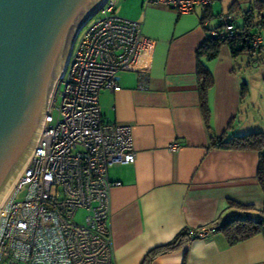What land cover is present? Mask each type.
<instances>
[{
    "label": "crops",
    "instance_id": "obj_1",
    "mask_svg": "<svg viewBox=\"0 0 264 264\" xmlns=\"http://www.w3.org/2000/svg\"><path fill=\"white\" fill-rule=\"evenodd\" d=\"M237 1L246 8L253 0ZM233 2L215 0L211 18L227 13ZM117 3L116 14L140 22L143 34L154 42L144 81L138 71H123L119 91L99 94L102 120L131 126L136 152L134 163L108 169L109 179L120 183L110 191L114 261L141 264L149 250L182 230L216 227L237 215L256 217L263 209L258 152L221 149L213 143L223 136L264 133V71L260 75L256 70L264 63V32H258L260 52L244 63L247 81L226 45L215 59H202L213 76L207 92L208 130L200 109L196 51L217 24L211 18L202 23L205 9L200 7L179 14L146 0ZM233 16L241 20L240 13ZM257 57L263 60L252 62ZM244 81L248 92L241 97ZM173 143L178 144L174 151ZM150 264H264V232L230 245L216 231L157 255Z\"/></svg>",
    "mask_w": 264,
    "mask_h": 264
},
{
    "label": "built area",
    "instance_id": "obj_2",
    "mask_svg": "<svg viewBox=\"0 0 264 264\" xmlns=\"http://www.w3.org/2000/svg\"><path fill=\"white\" fill-rule=\"evenodd\" d=\"M117 1L106 0L98 18L88 23L93 16L76 36L36 146L0 207V264H115L110 191L120 183L109 179L108 169L134 163L136 152L131 126L102 120L99 94L119 91L123 71H138L144 81L154 46L140 22L116 14ZM214 1L146 3L188 14ZM233 20L221 14L222 28L210 34L231 32ZM261 42L259 33L252 36L254 49ZM79 210L85 212L82 223L75 221ZM214 232L216 227L204 226L191 236L204 239Z\"/></svg>",
    "mask_w": 264,
    "mask_h": 264
},
{
    "label": "water",
    "instance_id": "obj_3",
    "mask_svg": "<svg viewBox=\"0 0 264 264\" xmlns=\"http://www.w3.org/2000/svg\"><path fill=\"white\" fill-rule=\"evenodd\" d=\"M106 0H0V206L31 155L81 28Z\"/></svg>",
    "mask_w": 264,
    "mask_h": 264
},
{
    "label": "trees",
    "instance_id": "obj_4",
    "mask_svg": "<svg viewBox=\"0 0 264 264\" xmlns=\"http://www.w3.org/2000/svg\"><path fill=\"white\" fill-rule=\"evenodd\" d=\"M210 6L205 9L201 22L212 17ZM239 10V12L237 11ZM240 13L242 22L239 24L234 18L233 30L227 32L224 36H213L210 34L213 29H221L222 23H218L214 28L210 29L209 36L203 41L196 51L197 57V77L198 90L200 99V109L205 121L207 129H210L208 119L209 110L207 106V92L213 84V76L203 63L202 59L210 61L218 56L221 46L226 45L232 56L235 57L239 53L246 52L252 60L255 53H259L261 46L254 49L251 45L252 36L256 33L264 32V3L259 0H253L246 8H242L237 0L228 9L227 14L233 15ZM234 17V16H233ZM263 57H257L252 62L260 63ZM248 89L245 81L242 83L241 97L247 95ZM213 145L221 149L236 150H255L258 152L257 178L264 194V133L261 131L249 132L243 135H232L229 138L218 137L214 139ZM231 205L241 208L243 206L231 202ZM216 231H220L226 237L230 245L246 240L254 235L264 232V207L259 214L254 217L248 214L237 215L229 220L222 221L216 226ZM192 239L189 230H182L171 241L166 244L157 246L149 250L141 264H150V262L160 254L175 251L181 248L185 243Z\"/></svg>",
    "mask_w": 264,
    "mask_h": 264
},
{
    "label": "rangeland",
    "instance_id": "obj_5",
    "mask_svg": "<svg viewBox=\"0 0 264 264\" xmlns=\"http://www.w3.org/2000/svg\"><path fill=\"white\" fill-rule=\"evenodd\" d=\"M232 1V0H231ZM242 5V4H241ZM120 6H118V3H117V5H116V9H115V12L117 13V12H119L120 10ZM218 9V6L216 5V8H215V10H217ZM218 11V10H217ZM225 12H226V10H224ZM217 13V12H216ZM215 12H214V14H216ZM98 16H99V13L98 14H95L94 15V17L91 19V21H89L88 23H91V22H93L96 18H98ZM210 21L212 22V23H215V25L216 24H218L219 22H220V17L218 18V17H213V18H211L210 19ZM242 22V20H240V18L237 20V23H241ZM85 29V28H84ZM84 31V30H83ZM79 37H80V35H79ZM76 45H77V42H75V44H74V47H73V49L75 50V48H76ZM261 46V45H260ZM248 54L246 53V52H244V53H239L237 56H236V61H237V65H238V68H237V70L239 71V73L241 74V76H242V79H244L245 81H247V77L246 76H244L243 75V73L247 70V68H245L246 66H244V63H245V65H246V63L248 62V56H247ZM256 70H258L259 71V74L260 75H262L261 73L264 71V63L263 64H261L260 66H259V68L257 69L256 68ZM250 71H252V69H250ZM249 71V72H250ZM257 71V72H258ZM248 72V75H250V73ZM55 104L56 105H58L59 104V98H57V100H56V102H55ZM52 115H53V117L54 118H56L57 117V111L55 110V109H53L52 110ZM7 198V197H6ZM5 201V200H4ZM4 201H3V203H4ZM2 203V204H3ZM1 204V205H2ZM84 214H85V212H84V210H79L77 213H76V215H75V221L76 222H78V223H82L83 222V217H84Z\"/></svg>",
    "mask_w": 264,
    "mask_h": 264
},
{
    "label": "bare ground",
    "instance_id": "obj_6",
    "mask_svg": "<svg viewBox=\"0 0 264 264\" xmlns=\"http://www.w3.org/2000/svg\"><path fill=\"white\" fill-rule=\"evenodd\" d=\"M12 189H13V187L11 188V191H12ZM11 191L9 192V194H8L7 198L5 199L4 203L7 201V199H8V197H9ZM4 203H3V204H4ZM3 204H2V205H3ZM2 205H1L0 207H2Z\"/></svg>",
    "mask_w": 264,
    "mask_h": 264
}]
</instances>
